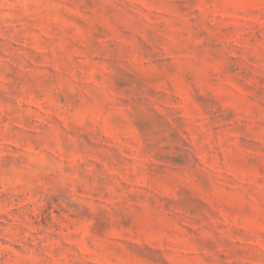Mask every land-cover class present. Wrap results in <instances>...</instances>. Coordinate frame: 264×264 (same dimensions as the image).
<instances>
[{"label":"rangeland","instance_id":"rangeland-1","mask_svg":"<svg viewBox=\"0 0 264 264\" xmlns=\"http://www.w3.org/2000/svg\"><path fill=\"white\" fill-rule=\"evenodd\" d=\"M0 264H264V0H0Z\"/></svg>","mask_w":264,"mask_h":264}]
</instances>
